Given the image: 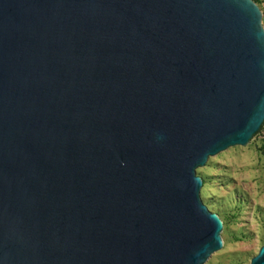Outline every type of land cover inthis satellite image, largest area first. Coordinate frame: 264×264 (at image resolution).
Here are the masks:
<instances>
[{"label": "water", "instance_id": "1", "mask_svg": "<svg viewBox=\"0 0 264 264\" xmlns=\"http://www.w3.org/2000/svg\"><path fill=\"white\" fill-rule=\"evenodd\" d=\"M263 123L254 0H0V264H204L197 168Z\"/></svg>", "mask_w": 264, "mask_h": 264}, {"label": "rangeland", "instance_id": "2", "mask_svg": "<svg viewBox=\"0 0 264 264\" xmlns=\"http://www.w3.org/2000/svg\"><path fill=\"white\" fill-rule=\"evenodd\" d=\"M256 3L264 26V0ZM197 174L203 202L223 221V246L204 264H250L264 245V125L246 145L210 156Z\"/></svg>", "mask_w": 264, "mask_h": 264}, {"label": "trees", "instance_id": "3", "mask_svg": "<svg viewBox=\"0 0 264 264\" xmlns=\"http://www.w3.org/2000/svg\"><path fill=\"white\" fill-rule=\"evenodd\" d=\"M255 2H257L258 0H254ZM264 125V123L262 124V126Z\"/></svg>", "mask_w": 264, "mask_h": 264}]
</instances>
